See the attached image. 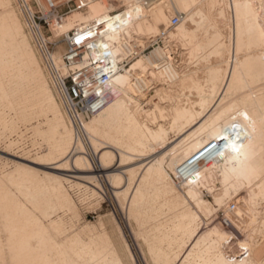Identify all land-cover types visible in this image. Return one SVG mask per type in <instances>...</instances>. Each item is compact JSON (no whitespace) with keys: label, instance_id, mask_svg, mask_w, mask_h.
<instances>
[{"label":"bare ground","instance_id":"obj_1","mask_svg":"<svg viewBox=\"0 0 264 264\" xmlns=\"http://www.w3.org/2000/svg\"><path fill=\"white\" fill-rule=\"evenodd\" d=\"M14 3L0 0V127L5 135L44 120L45 131L38 123L33 130L46 142V163L24 161L64 174L40 177L17 165L15 176L1 175L0 264H135L125 242H114L108 231L86 240L87 224L66 235L59 212L71 218L78 212L65 183L93 193L101 178L120 206L131 193L127 220L137 229L128 226L146 264H264V0H92L66 16L52 30L57 48L75 29L102 26L85 59L107 52L117 65L162 33L183 43L195 64L181 70L165 49L152 52L154 59L142 56L113 77L115 97L80 128L62 112L37 52L50 76L48 61L64 73L65 45L64 53L45 56L32 9L20 3L29 37ZM173 12L181 22L172 28ZM141 95L145 104L135 99ZM84 137L96 168L83 151ZM215 180L221 188L214 193ZM202 190L224 208L220 217ZM231 201L238 205L233 213Z\"/></svg>","mask_w":264,"mask_h":264},{"label":"rangeland","instance_id":"obj_2","mask_svg":"<svg viewBox=\"0 0 264 264\" xmlns=\"http://www.w3.org/2000/svg\"><path fill=\"white\" fill-rule=\"evenodd\" d=\"M152 1H155V0H152ZM14 2L15 3L13 4V6L16 7L18 4L17 9L21 10V11L18 10V12H19V17L21 16L20 18H21L22 23L24 25L25 33L29 37H33L30 25L28 23L29 22L28 15H26L27 12L26 11L24 12V8L18 0H14ZM170 5H173V4H171V2H170ZM19 6H20V8H18ZM71 15L72 14L68 15L66 18H68ZM178 15H179V12H173L172 15H170V17L168 19L167 26H169V27L171 26L173 28V27L179 25L181 22V19L179 20V22L176 25L172 24V19L174 17H177ZM229 16H230V14H229ZM25 18H27V19H25ZM220 26H222V25H220ZM187 27L191 28V26H189V25ZM223 28L227 30L228 27L223 26ZM156 39L157 40L153 44H147V46H142V48L141 47H134L133 48L134 54L135 53H137V54H135L136 56L134 58H131L130 61H128L125 69L129 68L131 64H133L135 61H137L142 56H150L153 59L157 58L156 54H154V53L151 54L156 49H159V50L165 49V51H168L170 53L171 58L173 59L175 65H179L180 63L182 64V65H180L181 70H188V69H194L195 68V64L192 63L193 60H191L186 55V51L184 50L186 47L184 46L185 48H183V45H182L183 43H181L179 40H170L168 38H165V36L162 33L160 34V37H157ZM33 42H35L34 38H33ZM35 44H36V42H35ZM36 46H37V44L35 45V47ZM38 50L39 49L37 47V52L39 53V56L41 57V62H42L41 64L43 66V69H45L44 70L45 74L47 77L51 78L50 74L47 73V72H49L48 69L45 68L46 67L45 59H44L42 53ZM58 50H61L64 53L63 43H60L59 47L56 48L55 53L53 54L54 57H55L56 53L58 52ZM180 52L184 53L185 55L179 56ZM199 75L202 76V73H199L198 76ZM144 77L146 78V76H144ZM50 78H49V84L52 88V91H53L54 95L56 96L58 102H61V110H63L62 112H64V114L67 116L66 118H68L66 109H65V107H63L64 103L62 101L60 93L57 90L52 78L51 79ZM147 85H150L151 88H160L161 87L159 85V83L152 85V83L148 82ZM53 86H55V87L53 88ZM154 91H155V89H154ZM154 91H150V94L152 93L151 95H153ZM58 97H59V99H58ZM135 99L136 100L139 99L138 102L140 104L141 103L145 104L144 102L146 101V98L143 97L142 95L137 96ZM142 107L145 110L152 109L151 104L142 105ZM10 117H13V114H11ZM49 119H50V116H49ZM32 121H31L32 123H30V125H29V123H27L28 125L26 124V126L25 125L22 126V124H19L18 129L16 130L17 132L16 131L10 132L8 130V132L6 131L7 133L5 132V135H4V133H2L3 132V130L1 129L2 126L0 127V173H1L0 177H1V175L2 176L3 175L15 176L17 174L15 172L17 165H20V166H22V168H25L24 170L30 169L31 172H33V174H37L40 177H44V173H49L51 175H54L55 177H58V176H61L64 174V173L52 172V171H49L43 167L36 166V165L30 164L27 161H24V160H28V159H35V160L39 159L38 160L39 162L46 163V161H45L46 158L43 161V156H45V154L47 153L46 142H44L45 141V140H43L44 138H41V136L39 137L37 134H34L33 128L37 126L36 125L37 123L39 124V126L41 124L42 127L40 126V129L43 132L46 130L47 126L45 125L44 120L42 121V119H39L38 121L37 120L36 121L32 120ZM1 133L3 134V136L1 135ZM81 139H82V143L84 144L83 145V147H84L83 151H85L88 154L87 157L89 158V160L92 163L91 167L92 168L98 167V161L96 160V157L93 155V150H92V147L90 145L89 140L86 137L81 138ZM170 139L173 141L172 135H170ZM97 144L99 145L102 143H97ZM99 146H101V145H99ZM101 147H103V146H101ZM20 158H22V159H20ZM136 165L137 164L130 165L129 168L135 167ZM167 173L169 174V176L171 178L174 179V177L172 176V174L169 171ZM10 174H14V175H10ZM68 174L69 173H65V175H68ZM174 181L179 187L181 186L175 179H174ZM214 182L212 184V190L214 188V190H215L214 193H215L216 191H218L221 188V183L218 180H215ZM98 183H97L98 184L97 189H94V187L92 188V186H91V189H94L96 193L98 192L97 194L95 192L92 193L91 190L85 188L83 186L85 184H82V186L80 187L78 185H73V183H71V184L65 183L64 187H65L70 199L72 200L73 204L75 205L77 212H78V216L76 218L72 217L73 219L71 218V215L69 214V212H65V211H60L61 213L59 212V216L62 217L63 221H65L64 223L67 224V225H65V226H67L66 227L67 228L66 235L68 237H71V236H73L79 232H82V229H84L87 224H91V227L85 229V233L82 235L83 239H85L86 237H88V239L95 238V237L98 238L97 235H99L102 231H106V232L108 231L110 233V236H112V239L114 238L113 239L114 242H116V243H120L122 241L125 242V245L127 246L128 250H129V253L131 254V256L133 257V259L135 261V264H146V262L142 256V249L139 248L140 246L139 247L137 246L138 244L140 245V242L138 240H136L135 236H132L134 234L132 231H130V230H132L131 228L134 227L133 230H135V229H137V227L133 221L127 220V207H128L127 205L129 203L128 199H130L131 193L130 192L127 193L128 197H125V201H123V205H122L123 207H122L119 205V202L117 201V199L112 195V189L110 188L108 182L104 178H101V179H99ZM6 185H7V186H5L6 189L7 188L10 189L9 185L8 184H6ZM88 187H90V186H88ZM202 195L204 196V199L206 201H208L213 206V208L217 209L216 214L218 217H220L221 213H224V211H223L224 208L218 209L214 205L213 194L208 192V191L202 190ZM126 198H127V200H126ZM232 206H233V208H232ZM237 206H236V202L231 201L228 203L227 207H228L229 212H232V210L234 212L235 210H237ZM120 207L123 208V210ZM191 207H192V205H191ZM122 212L124 213V215ZM199 219L201 220V216H199ZM101 223L103 225H101ZM128 224L129 225L131 224L133 226H131V228H130V226H128ZM97 238H95V239L97 240ZM86 240H87V238H86Z\"/></svg>","mask_w":264,"mask_h":264},{"label":"built area","instance_id":"obj_3","mask_svg":"<svg viewBox=\"0 0 264 264\" xmlns=\"http://www.w3.org/2000/svg\"><path fill=\"white\" fill-rule=\"evenodd\" d=\"M92 0H19L33 11L30 24L33 32L40 29L43 36L38 39L45 56L55 52L58 41L53 36L55 27L73 12L83 10ZM180 18L174 17L176 25ZM103 34L102 26L95 23L89 27L75 29L61 38L66 53L63 57L65 72L58 70L48 61L51 76L62 96L66 111L76 127L94 116L111 102L116 93L112 91L113 77L127 66L128 61L136 55L131 54L123 62L114 65L110 55L105 52L96 59H85L86 51ZM88 38V39H87Z\"/></svg>","mask_w":264,"mask_h":264}]
</instances>
